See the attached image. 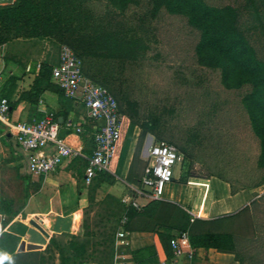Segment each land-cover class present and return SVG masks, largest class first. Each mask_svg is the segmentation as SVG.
<instances>
[{
	"label": "trees",
	"instance_id": "1",
	"mask_svg": "<svg viewBox=\"0 0 264 264\" xmlns=\"http://www.w3.org/2000/svg\"><path fill=\"white\" fill-rule=\"evenodd\" d=\"M161 11L184 18L187 26L196 33L193 59L198 67L218 71L224 89L244 90L240 104L259 152L252 159L237 157L241 161L234 180L219 179L230 184L231 194L238 189L263 187L264 0H242L237 6L215 5L207 0H13L10 5H0V46L15 41L48 40L58 48L66 45L74 52L81 61L84 76L105 88L117 102L125 125L132 124L138 130L124 180L130 186L139 187L148 166L141 157L148 136L153 137L154 143L175 146L179 154L191 160L196 157V146L207 138L217 140L220 151L222 148L234 151L236 147V143L230 147V141L217 135L218 130L213 128L212 121L200 120L196 125L182 123L178 117L188 116L191 107L164 106L158 112L155 106L149 108L145 104L149 110L144 111L143 91L137 86L142 71L138 70L146 59L147 40ZM129 13H132L131 19L126 17ZM53 66L51 62H41L30 90L22 93L19 100L36 104L46 91L54 92L61 107L55 114L56 119L62 117L65 121L70 100L52 81ZM137 89H140L141 101L135 93ZM84 127L86 132H93L94 120L88 119ZM221 156L216 160L225 163ZM251 165L253 167L249 170ZM189 176L197 177L190 172ZM199 177L218 178L214 174ZM115 181V177L107 173H99L94 178L88 186V206L83 211L76 235L63 234L69 237L68 242L61 244L50 236L42 251L16 253L14 264H27L25 260L34 258L33 264H47L54 261L55 252L58 264H114L115 237L119 231L158 232L168 257L170 240L178 233H187L193 249L234 253L235 236L264 232L263 193L249 207L233 215L210 220L196 218L192 222L187 212L168 202L150 201L136 211L106 196L109 204L114 202L116 207L107 208L106 222L94 233L89 230L87 217L97 204V190L100 185H112ZM123 218L126 221L121 225ZM3 223L5 227L8 221ZM20 242L19 237L4 231L0 246L8 247L11 255L5 264L10 263ZM129 255L131 260L121 264H150L153 249L145 248Z\"/></svg>",
	"mask_w": 264,
	"mask_h": 264
},
{
	"label": "crops",
	"instance_id": "2",
	"mask_svg": "<svg viewBox=\"0 0 264 264\" xmlns=\"http://www.w3.org/2000/svg\"><path fill=\"white\" fill-rule=\"evenodd\" d=\"M32 41L34 40L15 41L0 46V75L2 77L0 96L5 97L9 101L12 123L32 122L47 112L56 114L61 108L57 94L51 91H46L36 104L19 100L22 93L30 90L39 64L42 61H36L34 67H31L28 63L23 64L21 62L22 56H27L14 52V47L15 43H29ZM53 64L55 65L57 62ZM68 119H71L75 125L82 129V133L78 134L79 137H75L74 134L76 133L73 129L65 128L64 123ZM66 120L64 121L62 117L57 118L60 124L59 137L69 146L81 148L87 155L91 154L93 150V135L101 125V122L94 121L93 132H86L84 126L88 118H86L81 104L74 100H70V108ZM69 132L70 134L67 135ZM127 136L132 139L133 136H137L136 127L132 124L125 125L123 120L122 139L118 146L117 155L112 162H114L116 168H119L122 166L123 159L127 157L126 167L122 172L121 178L113 174L112 176L115 177L116 181L112 185L102 184L97 190L98 195L103 194L113 197L122 206H124L121 203L123 198H134L124 180L132 154L130 153L124 157L121 152L123 140L124 138L126 140ZM135 140L133 139V145ZM227 140L236 142L235 149H239L237 144H243L242 138ZM240 147V149H243V145ZM141 157L143 160L146 159V150L144 152L142 150ZM26 161L27 154L18 147L14 134L7 126L0 124L2 212L0 220L1 223L8 221L7 225L3 226L5 232L19 237L20 241L26 245L40 246L39 251H42L50 236L56 238V235L61 232L72 235L77 233L80 226L81 210L88 206V189L83 184L85 163L79 159L67 161L53 174L41 178H32L26 173ZM78 171H80L81 175H79ZM173 181L175 182L176 180L174 179ZM185 184L186 193L180 195L178 192L174 193L172 191L170 198L173 199L167 200L162 197V201L178 206L194 219L210 220L233 215L243 208L249 207L254 200L264 193L263 186L253 190L238 189L235 194H231L230 184L217 177L208 179L199 176L192 177ZM135 200L141 204L144 203L143 200L136 198ZM30 221L40 224L41 227L45 224L48 229H44V231L48 234V237H44L34 229L29 224ZM235 240L234 253H222L215 249H193L189 243L181 242L180 244L186 251L191 250L193 252V257L188 259L183 256L177 259L176 264H264V232H253L244 236L237 235ZM123 241L125 242L124 248H121L119 242L114 246V264L115 261L120 263L130 261V252L145 248L153 249V255L149 258L150 264H159L161 262L169 264L172 257L171 248L169 257L163 250L158 232L126 233ZM8 257L9 254L1 261L2 264ZM55 258L54 263L58 264L56 252Z\"/></svg>",
	"mask_w": 264,
	"mask_h": 264
},
{
	"label": "rangeland",
	"instance_id": "3",
	"mask_svg": "<svg viewBox=\"0 0 264 264\" xmlns=\"http://www.w3.org/2000/svg\"><path fill=\"white\" fill-rule=\"evenodd\" d=\"M215 5L230 4L233 6L240 5L242 0H207ZM13 0H9L7 4H12ZM128 19H131L132 13L126 15ZM153 33L149 34L147 42L149 43V51L146 59L143 62V66L138 71L141 74V80H138V87L143 91V95H140V89H137V98H143L142 107L145 110L156 107L158 112L165 106H175L178 109H186L191 107V113L181 119L182 123L196 125L200 120H206L211 122L213 128L218 130L217 135L223 139H236L242 138L243 144H239L238 148L243 145V151H230L229 148L222 151L216 146L218 141L211 139H205L201 141L195 150V161L191 160L187 156H183L178 153V160L173 168V179L176 181L166 185L164 190L165 199L172 200L170 194L174 193L184 194L187 189L185 183L189 178V172L194 176H203L214 174L218 178H227L234 180L236 173L238 172L237 165L240 163L239 158H255L259 152V148L256 144V138L252 135L247 116L245 115L243 108L240 104V97L244 93V90L233 91L226 90L220 83L219 73L215 70L200 68L195 64L193 59V48L197 40L196 33L191 30L184 18L179 16H173L167 14L165 11H161L153 22ZM14 52H18L22 55L21 62L28 63L31 67L35 66L36 61L56 63L58 58L59 48L48 40H36L29 43H15ZM142 84V86L140 85ZM141 96V97H140ZM148 96V97H147ZM149 98V101L147 99ZM146 112V111H145ZM180 114V113H179ZM210 119V120H209ZM178 120V121H180ZM180 121V123H181ZM189 122V123H188ZM191 122V123H190ZM126 128V127H125ZM202 131V129H198ZM138 130L136 129V134ZM201 133V132H200ZM215 134V133H213ZM137 136H133L136 139ZM133 139L129 136L124 138L121 152L123 156H128L132 153ZM154 143V139L148 136L145 140L143 152L146 148ZM236 143L230 142V147ZM224 157V162L217 161L218 156ZM234 155L235 158L232 156ZM239 157V158H237ZM125 157L121 163V167L116 168L114 162L110 165V170L119 178L122 177V172L126 167ZM125 162V163H124ZM254 164V163H253ZM76 166V165H74ZM249 170L253 165L249 166ZM248 171V167H246ZM88 189V186H87ZM169 191V192H168ZM106 195L96 194L97 204L88 214L89 230L96 233L101 224H104L107 219V208L116 207V203L112 205L109 200L106 199ZM176 199V198H174ZM81 210L80 216L83 215ZM86 216V215H85ZM4 226V223H2ZM43 229H48L45 224L42 225ZM55 234V233H54ZM64 233L57 234L56 238L59 243L65 244L68 242L69 237L63 235ZM69 234V233H67ZM72 235V234H71ZM8 245V244H7ZM124 248L125 242L120 245ZM39 251V250H37ZM10 253L7 249L0 247V264L2 260ZM12 256L9 264H14L17 261V256ZM23 253V252H22ZM43 253V252H42ZM121 253V252H120ZM47 256V255H46ZM11 257L9 254L8 259ZM7 259V260H8ZM54 253V260H55ZM5 260L3 264L7 261ZM27 264H33L34 259L25 260ZM47 264H57L47 262Z\"/></svg>",
	"mask_w": 264,
	"mask_h": 264
},
{
	"label": "built area",
	"instance_id": "4",
	"mask_svg": "<svg viewBox=\"0 0 264 264\" xmlns=\"http://www.w3.org/2000/svg\"><path fill=\"white\" fill-rule=\"evenodd\" d=\"M8 2L9 0H0V5ZM81 66V61L74 52L68 46L61 45L57 64L51 70V79L66 98L81 104L86 118L101 122L93 135V150L89 155L85 154L81 148L69 146L59 137L60 124L53 112H47L32 122L12 123L9 101L0 96V124L11 130L18 147L27 154L26 173L32 178L46 177L57 172L65 162L77 159L85 163L83 184L86 187L99 173L113 175L110 165L117 155L122 139L123 117L111 94L85 77ZM1 80L0 75V82ZM64 126L66 129H73L76 134L82 133V129L71 119L66 120ZM145 160L148 166L140 186L126 184L134 198L126 197L121 200L125 207L130 206L136 211H140L150 201H162L165 187L173 179V168L178 160V151L175 146L164 142L151 143L146 149ZM135 198L143 200L144 203H139ZM1 217L0 178V219ZM125 221L123 218L121 225ZM3 233L4 228L0 220V238ZM125 234L123 231L116 234L115 246L118 242L120 245L124 242ZM181 242L188 244L186 232L179 233L170 240L172 257L169 264H176L177 259L183 256L192 259L193 252L186 251ZM115 264L121 263L115 261Z\"/></svg>",
	"mask_w": 264,
	"mask_h": 264
},
{
	"label": "water",
	"instance_id": "5",
	"mask_svg": "<svg viewBox=\"0 0 264 264\" xmlns=\"http://www.w3.org/2000/svg\"><path fill=\"white\" fill-rule=\"evenodd\" d=\"M29 224L36 229L38 232H40L44 237H48V234L44 231V229L40 226V224L34 222V221H30ZM40 246H36V245H31V244H25L24 242H21L17 252L21 253V252H32V251H36L39 250Z\"/></svg>",
	"mask_w": 264,
	"mask_h": 264
}]
</instances>
